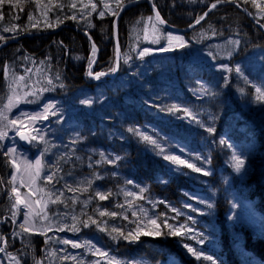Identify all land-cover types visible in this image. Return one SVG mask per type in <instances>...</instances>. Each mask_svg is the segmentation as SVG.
<instances>
[{"label": "trees", "instance_id": "obj_1", "mask_svg": "<svg viewBox=\"0 0 264 264\" xmlns=\"http://www.w3.org/2000/svg\"><path fill=\"white\" fill-rule=\"evenodd\" d=\"M152 2L168 24L184 28L216 0ZM105 3L119 10L115 0H0V43L75 26L90 34L99 52L91 72L112 74L115 16ZM236 3L264 25V0H255L259 8L252 0ZM117 29L121 57L113 79L88 75L96 55L90 41L71 28L0 48V107L13 91L25 97L16 113L54 106L48 122L39 124L43 139L36 148L50 203L45 232L34 242L18 241L8 233L13 220L1 211L0 224L8 222L0 225L2 259L13 253L20 264H211L192 256L187 244L217 264H264V99L256 91L264 92V33L235 7L220 6L195 29L173 34L145 3L125 9ZM11 81L16 88L9 87ZM233 154L245 162L239 173ZM8 172L1 158L0 184ZM233 203L242 207L240 217ZM165 224L191 231L167 235ZM138 227L136 241L119 235H135ZM157 230L162 234H152Z\"/></svg>", "mask_w": 264, "mask_h": 264}, {"label": "rangeland", "instance_id": "obj_2", "mask_svg": "<svg viewBox=\"0 0 264 264\" xmlns=\"http://www.w3.org/2000/svg\"><path fill=\"white\" fill-rule=\"evenodd\" d=\"M16 86V81L10 82V88H16ZM10 97H14V106L7 108L6 106L9 104ZM24 102V94L21 95L17 91H13L0 107V113H3L7 117V120L0 117V130L7 132V136L3 140H0V159L2 158L6 161V166L9 170L7 176L5 174L1 176L0 194L3 200L0 201V212L3 211L4 217L6 216L9 220H13L14 227L12 226L13 224L9 223L8 228L10 229L8 233H14L18 241L34 242L37 234L45 232L43 225L48 220V210L50 208V203L40 184L44 160L42 154L36 151V148L43 139L42 134L38 135L39 124L48 122V117L51 113L49 109L45 113V108L33 113L25 112L21 108L16 113L17 108L23 106ZM8 120H16L17 122L15 125H12L8 123ZM20 132L26 133L29 137H36L35 140H30L31 146L27 150L21 149L19 144L17 135ZM10 148H15L16 152L14 154H7ZM37 160L40 161L39 165L36 164ZM13 161L15 162L14 164ZM13 177H15L14 181ZM13 187L17 188L19 199L21 200V204L16 208L12 207L16 200V193L11 191ZM26 204L28 205L27 207H25ZM234 209L232 210L233 214H235L234 216L240 217L242 207L237 205ZM248 211H246V214ZM13 212H16L14 218L12 217ZM26 213L28 214L29 221L26 227L30 229L28 233H24L19 227L21 223L25 222ZM247 218L252 224L257 223L252 217L247 216ZM2 224H8V222L2 221ZM16 233H19V235H16ZM95 253L92 251V254ZM100 253L99 255H101ZM1 255L0 253V264H16L11 259V257H15L13 253L4 257V260L2 259L4 253Z\"/></svg>", "mask_w": 264, "mask_h": 264}, {"label": "snow or ice", "instance_id": "obj_3", "mask_svg": "<svg viewBox=\"0 0 264 264\" xmlns=\"http://www.w3.org/2000/svg\"><path fill=\"white\" fill-rule=\"evenodd\" d=\"M129 2H132V0H129ZM226 2H227V3H236V0H216V2L213 3V4L211 5V8L214 9V8L217 7V4H220V3H226ZM115 3H116V6H117L118 9H122L123 6H124L122 0H115ZM245 3H247V0H245ZM252 3H253V6H254V7H258V8L260 7L259 5H257V4L255 3V0H252ZM237 6H239V5H237ZM71 7L75 8L76 5H75V4H72ZM84 7H88V5H84ZM152 7H153V9L155 10V9H156V4L153 3V4H152ZM91 8H92L93 11H95V10H96V4H94V3L91 4ZM104 8H105V9H108L109 12H110V14L113 15V16H118V15H119V12H118V11H112V10L109 8V5H108L107 3L104 4ZM210 10H211V9H210ZM246 11H247V10H246ZM261 11H264V8H261ZM98 15H99L100 17H104L105 12H104V11H100V12L98 13ZM206 15H207V13H205V14L202 15V16H200V17L196 20V23H197V24L200 23V21L203 20V19H204V16H206ZM69 18H70V19H76L75 16H72V17H69ZM155 18H156V20L160 21V23H164V21L161 19V17H160V13H159L158 11H156V13H155ZM28 19L31 20L32 17L29 16ZM148 19L151 20L152 17H149ZM49 26H51V25H49ZM91 26H92V25L89 24V27H91ZM262 27H264V25H262ZM12 30H14V29H12ZM4 31H10V29H4ZM3 39H4V37H3V36H0V40H3ZM175 39L178 40V41H180V46H181V47H184V46H185L182 37H175ZM89 40H91V37H90V36H89ZM170 40H171V37H170ZM232 43H234V44H238L239 41H232ZM167 50H168V49H161V51H167ZM147 51H148L147 49H145L144 51H142V52L140 53V56H143V55L145 54V52H147ZM96 52H97V47H96L95 43L93 42L92 45H91V53H92V56H93V57L96 55ZM77 59H79V57H77ZM92 62H93V61L90 60V62H89V67H91V63H92ZM126 62H127V60H125V63H126ZM5 67L7 68L8 66L6 65ZM111 71L115 72V71H116V68H115V67L112 68ZM235 71H236L237 73H239V72H240V68L237 67V68L235 69ZM88 75H89V76L94 75L96 79H99L101 76L105 75V73H102V72H101V73H95V74H93L91 71H89V72H88ZM19 79H23V77H19ZM62 86H63V85H61V87H62ZM256 91H257L258 93H260V95L257 96V99H258V100H260V99H264V92H261V90H260L259 88L256 89ZM13 101H14V97H10V98H9V104H8L6 107H7V108H11L12 106H14ZM81 103H82V104H88V103H90V101H89V100H83V101H81ZM51 107H54V106H53V105H47V106L45 107V113H47L48 109L51 108ZM0 117H2L4 120H7V117L4 116L3 113H0ZM16 122H17L16 120H8V123H9V124H12V125H15ZM207 130H208L209 132H213V131H214V128H211V127H210V128H208ZM129 131H134V129H131V128H130ZM6 136H7V132L4 131V130H0V140H3ZM22 138H23V139H29V140H35V139H36V137H34V136H32V137L24 136V137H22ZM143 139H144L145 141H147V142H149V143L155 145L156 147H159V145L156 144V141L151 140L150 137L145 136V137H143ZM220 143H221V144H224V143H226V142L222 139V140L220 141ZM15 152H16V149H15V148H10V149L8 150V153H7V154H14ZM164 159H165V160H170V161H171L172 163H174V164H185V161L180 160V159H179L178 157H176V156H164ZM232 159H233V161H234L235 171L239 173V172L244 168V163H245V162H244L243 159L240 158V156H238V155H236V154H233ZM14 163H15V162L13 161V164H14ZM36 164L39 165V164H40V161L37 160V161H36ZM187 167H189V168H193V170L196 171V172H202V174H203L204 176H209V175H211L210 171L204 170V169L199 168V167H195V168H194L192 164H187ZM37 175H38V173H37ZM48 179H51V177H49ZM14 180H15V177H13V181H14ZM10 183H11V182H10ZM129 183H131V181H129ZM11 191H12L13 193H16V200H15V203L12 205L13 208H16L18 205L21 204V200L19 199V193H18L17 188H15V187H13V188L11 189ZM97 195H99L101 199H105V196L101 195L100 193H97ZM204 203H206L207 208H208L209 210H212V209L214 208V203H212V202H204ZM27 206H28V205L26 204L25 207H27ZM236 206H237V205H236L235 203L232 204V207H233V208H235ZM174 211H175V210H174ZM104 214H105V213H101V215H104ZM177 214L179 215V213H177ZM111 215H115V213H111ZM15 216H16V212H13V213H12V217L14 218ZM74 219H75V218H74ZM189 219H191V217H189ZM228 219L231 220L232 217L229 216ZM28 223H29V221H28V214L26 213V214H25V222H24V223H21V224L19 225V227L22 229V231H23L24 233H28V232L30 231V229H29L28 227H26V225H27ZM91 223H92V224H95L96 221H95V220H92ZM152 223L155 224V221L153 220ZM83 226H84V227H88V226H89L88 222H87V221H84V222H83ZM165 227H167V228L169 229V232L167 233V235H171V236H180V235H184L185 232L191 231V229H187V228L185 227V225H180L179 227H176V226H173V225L165 224ZM61 230H63V229H61ZM72 230H73V231H78L79 229H77V228H75V226H73V229H72ZM113 231L115 232V231H117V230H116V229H113ZM41 234H43V233H41ZM140 234H141V233H140V230H139V227H138L137 230H136V234H135V235H134L132 232H129L128 235H124V233L121 232L119 235H120L121 237H123V239H125V240L136 241V240L139 239ZM145 234H147V233H145ZM152 234L158 236V235H161L162 233H161L159 230H157L155 233H152ZM16 235H19V233H16ZM200 236H201V239H199L198 242H199V243H203V242H204L203 234H200ZM63 242H64L65 244H67V243H72V246H73V247H80L79 244L73 243V242L68 241V240H65V241H63ZM184 247L187 249V251H188L189 253L192 254V256L196 257L197 260L201 259V257L203 256V259L208 260V261H211V264H217V261H216L212 256H204L202 252H199V251L195 250L194 248L190 247V246L187 245V244H185ZM97 251H99V249H97ZM2 252H5V248H4V247H0V253H2ZM100 254H101V255H106V253H102V252H101ZM66 258H67V257H66ZM11 259L14 260V261L16 262V264H20V261H19L16 257H11ZM73 259H75V258L73 257ZM37 264H40V262L37 261Z\"/></svg>", "mask_w": 264, "mask_h": 264}, {"label": "water", "instance_id": "obj_4", "mask_svg": "<svg viewBox=\"0 0 264 264\" xmlns=\"http://www.w3.org/2000/svg\"><path fill=\"white\" fill-rule=\"evenodd\" d=\"M138 3H145V4H147L151 8V10H152V12H153L154 15H155L156 11H158L157 8L155 10L153 9V7H152V4H153L152 0H132V2H129L128 1V2H126V3L123 4L124 6H123L122 9H119L118 10L119 15L118 16H115V18L113 20L114 42H115V49H116V59H115V68H116V71L113 72L112 74H105L106 76L110 77L111 79L115 78L116 75H117V73H118V70H119V62H120V57H121V55H120V49H119V42H118V29H117L118 21H119L121 15H122V13L124 12L125 9H127L131 5L138 4ZM211 5H209V7L204 12V14L207 13V15L204 16V19L201 20L200 23H198V24L196 22H194V23H192L189 26L184 27V28H182V27H175V26H172V25L168 24L164 20V18L161 16V14H160V17L164 21V23H160V21H158V22L162 26V28H164L165 30H167V31H169V32H171L173 34H185V33H188L189 31L195 29L196 27H198L201 23H203L207 19V17L209 16V14L214 9H216L217 7H220V6H233L236 9H238L240 12H242L245 15V17L250 22H252V24L255 25V27H257L262 33H264V28L262 27V25L253 18V16L251 15V13L249 11H246V9L243 8L242 6H240L239 4H237V3H227V2L226 3H220V4H217V7L214 8V9L211 8ZM237 5H239V6H237ZM63 28H71L73 31H75V32H77L79 34L84 35L89 40L90 34L88 32H85L83 30H80V29H78L75 26H71V25H67V24H62L59 27H57L56 29L51 30V31L36 32V33H26V34H22V35H20L18 37H15L13 39L6 40V41L0 43V48L5 47V46L10 45V44H14V43L18 42L19 40H21L23 38H26V37L51 35V34L57 33L58 31H60ZM89 41H90L91 44L93 43L92 38ZM98 54H99V52L97 50V52H96V58L93 61V63L91 64V67L89 68V71H91L92 67L97 62ZM91 78H94V75H92ZM24 136H27V134L24 133V132H20L17 135V138H18V141H19V144H20L21 148L24 149V150H27V149L30 148L31 142H30L29 139H23L22 137H24Z\"/></svg>", "mask_w": 264, "mask_h": 264}]
</instances>
